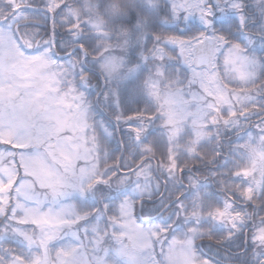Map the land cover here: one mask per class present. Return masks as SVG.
I'll return each instance as SVG.
<instances>
[{
	"label": "snow or ice",
	"instance_id": "obj_1",
	"mask_svg": "<svg viewBox=\"0 0 264 264\" xmlns=\"http://www.w3.org/2000/svg\"><path fill=\"white\" fill-rule=\"evenodd\" d=\"M64 7L66 5L60 6L59 11L62 12ZM206 9L207 11L198 17L194 13L174 14L172 4L169 3L167 14L170 19L167 23L171 34L161 30L160 34H150L151 40L145 37L144 44L151 43L153 47L145 49L143 45L138 46L137 59L127 69L128 75H122L121 69H116L111 75L100 70L104 58L98 55L99 49L95 45L97 37L86 36L78 24L69 25L63 35L53 28L51 38L35 48H26L19 40L16 35L18 29L13 27L18 22L12 17L5 16L3 21H0V28L13 32L23 55H41L47 52L57 65L64 64L71 68L72 76L81 88L83 101L95 121V128L108 143L115 139L121 151L126 148L138 149L141 153L140 160L145 162L150 161L147 153L154 151V145H167V163L162 161L160 165L167 173L163 180L167 185L169 181L174 180L177 171L186 172L185 167L176 159L178 154L171 153V138L176 136V132L172 131L168 117L159 105L149 110L148 104L152 102L153 97L146 79H142L140 86L128 92L122 90L119 83L115 86L113 84L116 79L127 80L130 75L137 74L139 68L150 62H154L152 75L170 72L187 74L195 70H207L209 65L218 70L221 58L232 47L233 38L237 43L243 42L244 53L255 55L261 67H264V55L255 53L257 40L260 41L259 46L264 53V25H261L258 36L249 37L244 34L240 17L233 19L230 15L229 0H206ZM56 15H59V12ZM49 18L54 24L57 22L50 10L44 13L45 23ZM185 26H189L191 31H187ZM34 27L39 28V25ZM233 28L236 29L235 32L232 31ZM226 33H231V36H226ZM161 48L175 50V55L167 58L168 63H162L166 59L162 54H154L151 57L148 55V52L156 53ZM181 48L191 49L187 58ZM250 48L253 52H249ZM54 49H58L63 55ZM74 57L79 60L77 67L71 65ZM188 60L192 63H188ZM170 63L176 65L175 69L169 68ZM186 79L191 86L194 82L192 76L187 75ZM179 83L183 84L184 80ZM158 119L161 120L159 127L165 130L163 133L156 132ZM35 146L47 148L41 143ZM8 148L17 149L21 154L25 151V147L20 144L8 143ZM213 154L217 158L221 156L219 146L213 149ZM38 155L43 157L44 153ZM227 163L225 159L223 164ZM55 171L61 176L64 175L59 169ZM137 171L138 169L125 163L105 167L95 175L74 170L72 176L54 186L35 180L31 173L25 172L22 166L19 167L9 191L13 196L18 194L24 200L31 201L34 206L28 207L22 200L13 201L12 197H9L8 209L0 214V264H36L37 260L40 264H98L95 259L98 255V234L108 235L109 227L113 229V235L116 234L117 228L127 231L128 219L139 224L152 242L153 258L150 264H168L165 259L155 260L156 243L161 244V257H166L165 246H183L185 239H191L194 244L195 239L203 238L200 226L205 223L210 224L207 231L209 238L223 228L229 242L241 239L244 246L243 256L247 255L249 247L256 248L257 239L264 242V218L260 219L258 226L252 221L253 217L259 216V210L248 213L238 209L229 200L227 215L223 211L218 214L209 211L200 216L195 213L189 215L183 199V190H180L179 196L170 200L163 193H160L158 202L153 201L151 196L145 199L140 185L132 180ZM209 175L215 176L216 173L209 172ZM3 195L0 194V199ZM246 199L248 207H252L251 197ZM27 215L34 219H24ZM146 223L148 227H145ZM250 224L253 229L252 245L248 244L245 235ZM257 228L260 231L258 238L254 235ZM7 240L22 244L24 248L17 250L11 244H5L4 241ZM85 241H89V244ZM89 247L92 249L91 253L86 251ZM202 247L196 245L198 259L203 261V264H217L211 255L200 251ZM261 247H264V244ZM89 255L93 258L90 259ZM232 259L234 258L231 256L225 257L227 261ZM252 260L255 264H264V251L254 250ZM241 264L249 262L242 258Z\"/></svg>",
	"mask_w": 264,
	"mask_h": 264
},
{
	"label": "rangeland",
	"instance_id": "obj_2",
	"mask_svg": "<svg viewBox=\"0 0 264 264\" xmlns=\"http://www.w3.org/2000/svg\"><path fill=\"white\" fill-rule=\"evenodd\" d=\"M61 1L50 0V7L58 6ZM140 1L148 6L155 3V0ZM167 2L172 4L174 14L207 11L206 0ZM238 7L237 1L229 0V9L240 16ZM15 11L12 18L18 23L29 17L25 9L17 8ZM67 12L72 15L66 18L68 21L76 19L77 13L72 8H68ZM91 24L92 29L103 31L98 34L101 39L107 38L104 37V25L99 22ZM35 39L36 36H26L22 43L26 48L33 47ZM37 45H41L40 40ZM190 51L191 49H184L182 52L187 58ZM161 54L166 56L163 48L155 53ZM103 58L100 68L109 75L126 64L124 59L115 55ZM188 63L191 64L192 61L188 60ZM71 65L75 66L73 59ZM260 66L254 55L246 54L238 44H232L231 49L221 58L218 70L211 65L207 70H195L186 74L193 78L191 86L186 77L179 78V81L184 80L183 84L179 81L162 83L155 78L147 79L153 105L161 107L168 117L172 131L176 132V136L171 138V144L180 142V139L197 144L206 137L209 125L216 123L220 117L229 122L237 108L253 103L254 96L235 90L231 83L251 82L256 79ZM71 73L70 67L57 65L47 52L41 55H23L13 32L0 28V141L25 147L21 154L17 149L0 145V194H4L0 199V214L10 196L13 200H22L28 207L34 206L31 201L24 200L18 194L13 196L9 191L19 165L25 172L31 173L35 180L54 186L72 176L74 170L90 175L99 173V149L92 133L91 113L83 101L81 89L73 86ZM186 131L190 138L184 137ZM38 143L47 148L36 147ZM238 152L233 163L240 173L252 177L264 174V121L257 131L246 132ZM38 153H44V156L41 157ZM171 153H175L172 148ZM56 169L64 175L57 174ZM136 169L138 171L133 176V181L140 185L144 198H152L157 191L158 182L153 175L151 162H145ZM131 187L132 185L129 189ZM221 211L228 214L227 202L223 208L211 212L218 214ZM130 212L129 206V216ZM23 218L34 219L30 215ZM127 224V231L117 228L115 235L111 227L107 228V233H111L110 237L117 239V242H112L109 246L101 247L107 235L98 234V255L95 257L98 264H150L153 246L148 234L131 219L127 220ZM145 227H148L147 223ZM259 236L258 228L255 237ZM85 243L89 244V241ZM195 246L196 240L193 244L191 239H185L183 246H165L167 256L161 257V244L156 243L155 260L165 259L168 264H203L198 259ZM86 251L91 253V247ZM89 258L93 257L89 255ZM36 264H40L39 260Z\"/></svg>",
	"mask_w": 264,
	"mask_h": 264
},
{
	"label": "trees",
	"instance_id": "obj_3",
	"mask_svg": "<svg viewBox=\"0 0 264 264\" xmlns=\"http://www.w3.org/2000/svg\"><path fill=\"white\" fill-rule=\"evenodd\" d=\"M233 1L239 3L240 25L243 27L244 34L249 37L258 36L261 31V25H264V0ZM49 3L50 0H0V18L9 16L14 10L13 6H22L29 14V17L25 19L29 21V24L20 25L18 29L25 39L26 36L29 38L36 36L34 44L36 40H40V43L43 44L45 40L50 39L53 28L63 35L65 29L69 25L78 24L83 29L86 36L97 37L95 45L99 49V56L106 57L115 55L117 58L126 61L125 67L121 69L126 75H128L127 69L132 66V62L137 59L138 46L143 45L145 49H151L153 47L151 43L147 45L144 44L145 37L151 40L150 34H160L161 30L168 32L169 35L171 34L167 23L170 19L167 14L169 4L167 0H155V3L150 6L142 3L140 0H63V5L60 6H73L76 10L77 17L73 21H68L63 18V11H59L60 6H55V8L50 11L57 21L55 24L52 22L51 18L48 19L47 23H45L43 19L46 10H42L40 7H45ZM94 3L97 4V7H92ZM110 3L117 5L120 10L119 15L112 16L107 14L106 9ZM29 5L36 8L29 7ZM35 10H39V12ZM57 12H59V15H56ZM203 13L204 12H201L200 14ZM229 13L233 19L238 16L236 12L230 9ZM194 14L197 16L198 13ZM90 21L99 22L100 25H104L107 39H101L99 35L92 30L89 25ZM36 23H41L43 25H39V28H37L34 27ZM185 27L187 31H191L189 26ZM75 30L78 31L79 29ZM232 31L235 32L236 29L233 28ZM226 36L230 37L231 33H226ZM165 38H167V36H165ZM231 44H238L243 50V42L237 43L236 39L233 38L231 39ZM259 45L260 41L257 40L255 53L264 55ZM54 51L59 53L58 49H54ZM181 51H184V49L181 48ZM164 52L166 54V59L162 63H168L167 58L174 56L175 50L164 49ZM249 52H253V49L250 48ZM152 53L153 52H148V55ZM59 54L63 55V53ZM73 60L75 63L74 67H77L79 60L75 57ZM153 63L154 62H150L148 65L142 66L137 70V74L130 75L127 80H123V83H120L121 80L119 79L114 80L113 86L119 83L121 88L130 87L133 89L140 86L142 79L147 80L148 78H155L162 80V82H176L179 78L186 77L185 73L172 74L171 72L163 75H152L154 71L152 67ZM168 66L170 69H175L176 67L174 63H170ZM100 70L103 71L101 68ZM71 77L73 86L79 88L78 82L72 75ZM93 79L95 80V78ZM231 85L235 90L254 96L255 101L241 108H237V111L230 117L231 121L226 123V120L220 117L216 123L209 125L206 137L197 144L192 142L188 143L187 140L180 139V142L172 145L171 148L175 151L174 154H178L176 155V159L186 169L185 173L177 171L174 180L169 181V183L165 185L163 181L158 180L156 173L163 179L167 176V173L160 167L162 161L167 163V145L163 143L161 145H154V151L147 153V156L155 162L156 169L155 171L153 170V174L158 180L159 185V190L156 191L153 198L155 199L154 201L158 202L160 200V193H163L169 200L174 199L181 194L180 190H183V199L188 209V214L192 212L198 216L202 213L206 214L209 211L219 210L223 208L225 202L231 200L238 209L246 210L248 213L259 210V216L252 218V221L258 226L260 219L264 218V174L261 176L254 175L253 177L242 174L234 165L233 160L239 154L238 149L246 132L250 130L257 131L258 127L261 126L264 121V67L260 66L256 79L251 82L243 84L236 81L231 83ZM154 107L155 106L151 103L148 104L150 111ZM224 115L226 116L225 112ZM98 119L99 117H97V120ZM91 123L92 132L95 136L94 139L99 149L100 171L105 167L114 166L119 159L121 150L116 144L115 139L112 140L111 143H108L101 134L97 132L93 119H91ZM160 123V119H158L156 121L157 133H163L162 129L159 127ZM217 130L219 131V135H217ZM184 137L190 138L187 131L184 133ZM0 145L8 147L7 142H1ZM218 146L222 153L219 158L215 157L213 154V149ZM140 155L141 153L138 149L126 148L123 150L120 163L136 167L137 164L142 161L140 160ZM225 159L228 161L227 165L223 164ZM197 169L200 171H197ZM209 172H215L216 175H209ZM130 185L131 183L129 187ZM249 186L250 188L248 189ZM237 197L241 198L238 199ZM248 197H251L252 207H248L246 199ZM9 203L10 200L5 205L3 212L8 209ZM209 227V223L201 225L200 232L203 234V238H197L195 240L196 243H199L198 245L203 246L200 251L211 255L216 260L217 264H241L242 258L246 259L249 264H255L252 260V252L256 249L264 251V247H261L264 242L257 239L256 248L249 247L247 255L243 256L244 246L241 239L229 242L225 229L223 228L219 232H215L212 237L209 238L207 235ZM245 235L248 239V244L252 245L253 229L251 224L246 230ZM254 235H256V231ZM110 236L111 233L109 232L104 238L101 247L109 246L112 242H117V239L111 238ZM4 243L11 244L12 247L17 250L24 248V245L15 243L12 240L4 241ZM53 247H55V245H53ZM194 248H196V246ZM226 256H231L234 259L227 261L225 260Z\"/></svg>",
	"mask_w": 264,
	"mask_h": 264
},
{
	"label": "flooded vegetation",
	"instance_id": "obj_4",
	"mask_svg": "<svg viewBox=\"0 0 264 264\" xmlns=\"http://www.w3.org/2000/svg\"><path fill=\"white\" fill-rule=\"evenodd\" d=\"M28 7V6H27ZM29 7H32V8H36V7H34V6H30L29 5ZM42 8H44V7H42ZM41 8V9H42ZM47 11V10H46ZM51 11V10H50ZM0 21H3V18H0ZM29 24V21H22L21 23H17V24H14V25H28ZM35 25H43V24H41V23H36ZM18 27H15L14 26V29H17ZM16 34L21 38V35H20V33H19V29L16 31ZM22 39V38H21ZM22 41V40H21ZM121 74L122 75H126V73L122 70V72H121ZM93 83H95V80L93 79ZM120 83H123V80H121L120 81ZM81 89V88H80ZM122 90H124V91H130L131 90V88L130 87H124V88H122ZM152 105H153V102H150ZM91 113V112H90ZM91 117H92V114H91ZM137 208H138V205H137Z\"/></svg>",
	"mask_w": 264,
	"mask_h": 264
},
{
	"label": "water",
	"instance_id": "obj_5",
	"mask_svg": "<svg viewBox=\"0 0 264 264\" xmlns=\"http://www.w3.org/2000/svg\"><path fill=\"white\" fill-rule=\"evenodd\" d=\"M211 65H209V67H210ZM120 159H121V156H120V158H119V161H118V163L120 162Z\"/></svg>",
	"mask_w": 264,
	"mask_h": 264
}]
</instances>
